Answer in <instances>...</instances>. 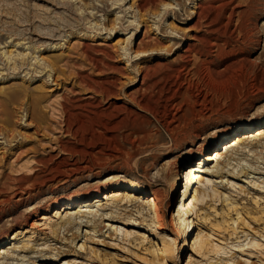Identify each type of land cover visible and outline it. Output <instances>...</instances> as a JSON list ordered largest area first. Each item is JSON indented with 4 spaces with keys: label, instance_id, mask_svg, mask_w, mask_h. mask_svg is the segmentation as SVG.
<instances>
[{
    "label": "rangeland",
    "instance_id": "1",
    "mask_svg": "<svg viewBox=\"0 0 264 264\" xmlns=\"http://www.w3.org/2000/svg\"><path fill=\"white\" fill-rule=\"evenodd\" d=\"M224 1L0 0V240L11 239L2 247L0 264H264V141L256 146V137L254 148L234 150L229 157L235 161L217 174L228 158L208 168L202 159V153L207 157L219 150L215 140L235 124L264 118V95L248 106L253 76L248 85L209 80L200 64L199 51L212 41L225 50L216 63L249 51L264 68V0H234L232 7L237 10L234 25L241 14L246 13L244 21L258 19L261 33L252 37L261 38L258 47L241 40L235 44L237 39L229 37L235 27L229 25L228 32L221 26L231 13ZM185 67L193 69L190 91L185 83L182 93L167 101L169 89L180 81L175 82L177 72ZM117 85L119 96L104 97ZM112 103L125 108L120 114H126V122L115 132L117 141L102 142L111 136L105 132L93 139L96 156L88 161L102 168V178L86 174L68 182L47 181L39 189L52 167L63 159L73 161V151L86 147L81 135L92 140L90 132L105 122L91 113ZM83 111L90 112L86 122ZM77 123V133L69 134L68 126ZM101 145L123 155L113 160L99 154ZM189 158L203 162L201 184L186 186L184 170H198L182 167ZM178 171L182 185L175 190L171 181ZM112 174H121L118 186L138 184L160 197L162 225L154 224L147 197L130 193L128 200L144 208L143 214L135 208L117 211L104 200L93 208L66 211L63 217L82 219L52 234L63 221L54 216L69 207L67 200L76 195L101 200L96 195L104 198ZM202 191H207L204 201ZM29 192L36 194L31 200ZM189 205H194L195 227L185 239L179 212ZM45 212L51 218L47 225L39 223ZM128 219L142 223L144 231ZM200 235L214 245L222 242L224 251L195 250ZM253 242L260 247L253 248Z\"/></svg>",
    "mask_w": 264,
    "mask_h": 264
},
{
    "label": "bare ground",
    "instance_id": "2",
    "mask_svg": "<svg viewBox=\"0 0 264 264\" xmlns=\"http://www.w3.org/2000/svg\"><path fill=\"white\" fill-rule=\"evenodd\" d=\"M233 1L234 0H225L223 3V6L226 7L227 9L229 8L230 9L229 11L231 13H230V16L227 18V21H228L227 24L224 25V23H223V24H221V26H223V28L226 29V31H228V32H229V30H228L229 25H232L233 27H235L233 31L229 32V37H231V38L235 37L237 39V41L234 42L235 44H238V43L240 44V40H241L242 43L246 42V44H248V45L251 44V45H254L256 47L260 46L261 38H257L259 36H257L255 40H253V38H252L253 36L255 37L254 34L260 35V33H261L259 25H258V19L253 18V19H247L246 21H244L243 16L246 14L245 13V14H241L242 18L240 19V24L234 25L233 22H234V17L237 15L236 14L237 10L232 9ZM205 42H206L207 48L199 51V53H200L199 59H200V64H202V67H203L202 69L205 70V72L207 74L206 78H208V79L210 78V79L217 80V81H225V80L229 81L231 79L233 81L231 83H234V85L237 86L238 84L244 85L245 81H246V84L248 85L250 83L248 81L250 76H253L251 78V83L248 85V88H250L251 90H254L253 93L249 94V97H247L248 106L252 105V103H253L252 100L254 98H258L259 95L260 96L264 95V68L262 66L258 65L253 60V54L251 52L247 51L244 54H242L240 57L236 56V57L223 58L219 61V63H216V59L220 58L219 56H222V53L225 51L223 49V46L221 44H218L219 42H217L216 44H215V42L212 43V41H205ZM229 44H230V42L227 41L226 44L224 45V47L229 45ZM215 48L217 49V51H213V49H215ZM191 53H192V51L189 50V51H187L186 54H191ZM140 54H144V52H141V53L137 52V55H140ZM185 58H186V56H185ZM186 59L190 63L192 60V56L187 55ZM50 64H51V62H49V65ZM238 71H240V72L238 73ZM192 72H193V69H189L188 67H185V69H183L181 71L179 70L177 72L178 75H177L175 82L177 83V81H179V80L180 81L178 82V84L175 83L177 87L169 89L172 93H171V97H168L167 101L170 98H174V97L179 96L182 93V90L185 89L184 88L185 83H187V85H188L187 91H190L189 85L194 80L193 79L191 81ZM198 72H199V70H197V74H198ZM169 77H170V75L164 76L163 78H164V80H168ZM246 78H247V80H246ZM204 82L207 83L206 80H204ZM155 83H157V86L159 85L158 81L157 82L155 81ZM228 85H231V84H228ZM119 86L120 85H117L116 88H114L113 90L103 92L104 97L108 98L111 95L119 96V94H118L120 91ZM231 89H232V87H231ZM202 95L204 96L203 97L204 101L207 102V100L209 98L208 92L207 93L203 92ZM12 99L17 100V95L12 97L11 100ZM142 104L143 103H140L139 106H141ZM143 108L146 109L145 106ZM123 111H125V108H122V107L120 108L116 105V103H112L105 110L102 109L96 113H91L93 119H97V120L103 119L105 122L101 123L100 126L97 125L98 130L94 129L90 132V137L92 138V140H87L86 134L81 135V137H80L81 141H87L88 142L85 145L86 146L85 148L88 150H84L85 148L76 149L73 151V153L75 155V158H73V161L70 162V161H66L63 159L61 162L57 163L55 168L52 167V171H51L52 175L50 177H45V178H43V180L40 181L39 189H42L44 187V184L47 181H50L53 184L56 182H58V183L59 182H68L70 179H73L74 177L80 176V178H82L86 174L94 175L93 177H99L100 171L102 168L98 167L97 165L88 161L89 158H93L96 156L95 154H93V152L97 149V148H95L96 147V141L93 139L98 138L100 136H103L102 133L105 132V134L108 133L111 136H109L107 138L103 137V139L101 140L102 142L111 143L112 141H117V138L115 137L116 136L115 132L117 130H119L126 122V118L125 119L123 118L126 114L125 115L120 114ZM114 113H117V114L115 115ZM80 114L82 116V119L85 122L88 120V118H90L89 117L90 112H84L83 111ZM122 115H124V116H122ZM73 116L74 115L69 111L68 112L69 120ZM175 117L176 116H172V119L175 120L176 119ZM111 119H112V121H115V122L112 123ZM119 119H121L120 123L118 122ZM116 120H117V122H116ZM114 123H117V124H114ZM79 126H80V123H77L74 125H69L68 126V133L69 134H76L77 133L76 131L79 129L78 128ZM82 126H83V123H82ZM263 126H264V118H261L259 120L253 121V122H242L239 124H235V126L230 131L225 132L224 134H222L219 138H217L215 140V145H217L216 148L217 149L219 148V150H216L211 155H207V157H205V153H202V159H205L204 161H206L205 163L207 164L205 168H208L210 166V164H214V163L219 164V162L221 160L227 159V158H228V162H227L226 166H223V168L221 170L219 167H217L216 174H217V172L224 171L226 168L230 167L232 165L231 162L235 161V160L232 159L231 157H229V154H231L234 150L239 149L240 147H244L245 149L254 148L255 146H253L251 144V139L256 138V137L259 138V140H257L258 143L256 146H259L261 144V142L264 141V127ZM260 127H263V128L257 130ZM100 130H102V131H100ZM254 131H257V132H254ZM243 133H245V134L242 135ZM255 133H258V134L256 135ZM0 134H2V129L0 130ZM130 134H133V133H130ZM196 136L199 137V134H196ZM127 137L125 136L126 139H127ZM232 137H236V138L234 140L226 143V144H223L224 142L228 141ZM220 146H222L221 150H220ZM100 147H101L100 152H98V153L99 154H105V155L109 154V156L113 160L116 159L117 157H121L123 155V154L121 155L120 152H118L116 149L114 151H111L108 153L107 148H110V147H107L106 145H104V146L101 145ZM40 163H42V165H43L42 167H45V168L48 167L47 164H44V162H40ZM188 165L198 167L197 171H199V172L197 173V171H196L194 174H192V172L188 173V171L191 168L184 170V172H186V175H185L186 186H192L193 183H195V181H196V183L201 184L202 179L199 176V174L201 173L200 172L201 170L204 171V169L200 170L201 166L203 165L202 160H193V162H192L191 158H189L186 160V163L182 167H185ZM112 175H116V176H109L110 182L106 185V191H108V192H106L104 198H103V196H101L100 192H99V194L96 195V198L101 197V200L94 199V200L90 201V200H88V198L84 197L83 195H76L74 197H71L69 200H67V204L66 203L65 204L69 205V207L67 209L63 210V212H61V211L56 212V215L54 216V218H57V219L63 220V221H62V223L53 226L52 234L57 235L62 230H67V229H69L68 227H73L74 224L78 222V219L79 220L82 219V218H80V217L78 218L77 216H74V215L73 216L70 215L68 218H65V217H63V213H65L66 211L69 212V211L75 209L77 206H82L81 210H83L85 208H93L97 204H102L104 200L107 201V203L105 205L114 206L115 210H117V211H123V212L130 213L129 210L135 208V210H137V212L139 214H143L141 212H144V210H145L144 208L136 207L135 206L136 203H133V200H128V199H130L129 198L130 193H136L138 195L147 197L146 198L147 200H145V201L148 204L149 214L151 216L153 215L154 224L156 225V227L159 228V226L162 225V223L164 221V217H165L163 206L161 205L160 197L155 195L152 191L148 190L147 188H144L143 186L138 185V184H125V185L118 186L119 178H121L119 176L121 174H112ZM101 178L102 177H99L98 179H101ZM182 178L183 177L181 176V172L178 171L177 176L171 181L172 186L175 190L177 189V187L179 185H182L181 184ZM208 184H211V181H208L207 185ZM114 187H118V188H115L116 190L110 191L111 189H114ZM188 188L189 187H187V190H188ZM199 193H201V191ZM202 194H203V196H202L201 200L204 201L206 199L207 191L206 192L202 191ZM28 195H30L28 197L30 200L36 196V194L32 195L30 192L28 193ZM134 199L138 200L137 198H134ZM20 201L21 200H18L17 202H20ZM3 203H6V202H3ZM100 206H102V205H100ZM136 208H138V209H136ZM193 211H194V205H189L188 208L185 210V212H179V214L181 213L179 220L186 223L185 239L190 237V233H191L190 230L192 231V229L195 227V221L192 219L194 217ZM35 213L38 214L39 212L36 211ZM98 213H99V211H97V214H95L94 219L97 217ZM48 215H49L48 212H45V214L39 218V221H40L39 223L43 222L44 225H47V222L50 221V219H51ZM102 216H104V215H101V217ZM183 217L185 219H183ZM127 222L132 223V225L140 227L141 231H144L143 230L144 226L142 225V223L139 224L138 221H135L132 219H128ZM126 237H128V233H126ZM13 239H14L13 241H15L16 237H14ZM10 241H11L10 238H5V239L0 240V260H1V253L4 254V252H2V250L4 248H2V247H6L7 245H11ZM222 244H223L222 242H219L218 245H214L213 242H211L209 240V238L207 239V238L202 237L200 235L195 240V242L193 244V248L195 250L210 249L211 251L216 252L217 254H221V251H224V249L222 247H220L219 245H222ZM251 245L253 248L260 247L259 244H257L256 242H253Z\"/></svg>",
    "mask_w": 264,
    "mask_h": 264
}]
</instances>
